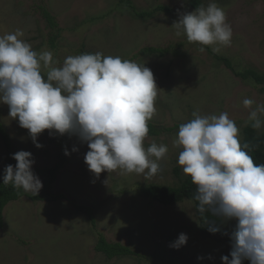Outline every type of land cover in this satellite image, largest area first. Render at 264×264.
<instances>
[{
  "label": "rangeland",
  "instance_id": "374dc122",
  "mask_svg": "<svg viewBox=\"0 0 264 264\" xmlns=\"http://www.w3.org/2000/svg\"><path fill=\"white\" fill-rule=\"evenodd\" d=\"M198 2V7L215 2L232 26L231 45L221 46L219 53L211 46L201 52V45L189 43L183 32L177 35L172 27L179 19L177 10L196 9L193 0H0V35L22 29L23 39L33 50L51 51L58 67L69 55L96 52L149 67L158 88L156 112L148 126L161 133H149L145 148L155 141L169 149L160 161L161 171L150 179L136 173L122 175L119 170L96 178L85 163L86 143L45 130L38 137L43 147L37 148L28 130L9 117V106L0 103V123L15 152L33 154V171L59 166L54 192L64 196L56 203H36L24 197L6 207L0 264H223L222 256L230 255L235 221L224 223L227 238L205 237L193 202L166 207L146 199L142 191L151 185L175 187L187 178L178 164L180 149L173 141L177 127L191 120L194 111L201 115L228 112L240 129L242 143L244 130L250 126L243 99L264 103V85L239 76L264 72V0ZM158 7L172 13L156 12ZM44 11L54 18L55 28ZM142 13L153 15L141 18ZM54 35L58 36L56 49L51 44ZM146 48L166 53L163 57L145 55ZM258 133H264V128ZM65 149L70 155H65ZM5 157L0 137V172ZM76 206L94 210L96 227ZM181 233L188 235L187 244L170 247ZM101 235L137 255L108 259L95 249Z\"/></svg>",
  "mask_w": 264,
  "mask_h": 264
},
{
  "label": "clouds",
  "instance_id": "9594fccd",
  "mask_svg": "<svg viewBox=\"0 0 264 264\" xmlns=\"http://www.w3.org/2000/svg\"><path fill=\"white\" fill-rule=\"evenodd\" d=\"M177 12L172 27L201 45V52L211 46L219 53L221 46L231 45L232 26L215 2ZM23 37L20 28L0 35V103L9 106V117L28 130L37 148L43 147L39 135L48 130L86 143L85 163L96 178L119 170L147 180L161 171L168 146L153 141L145 148L158 88L149 67L101 52L69 55L58 67L51 51L37 52ZM242 103L247 123L264 128V103L251 98ZM192 117L179 126L173 145L180 149L183 174L196 186V212L213 234L235 221L231 258L222 256L223 264H264V164L254 163L251 145L241 143L228 112L194 111ZM65 155H70L67 149ZM12 158L17 163L5 167L3 184L38 195L43 184L33 171V154L21 150ZM188 239L181 233L170 247L179 249Z\"/></svg>",
  "mask_w": 264,
  "mask_h": 264
},
{
  "label": "trees",
  "instance_id": "16d2710c",
  "mask_svg": "<svg viewBox=\"0 0 264 264\" xmlns=\"http://www.w3.org/2000/svg\"><path fill=\"white\" fill-rule=\"evenodd\" d=\"M200 3L198 0H193V5L198 8ZM156 12H164L167 14H171V10L166 7H158ZM153 14L142 13L139 14L141 18L150 17ZM44 16L46 20L49 22L52 28L56 27L54 22V18L50 16L47 11H44ZM56 39L58 36L54 35L51 39L52 48L56 49ZM145 55H155L163 57L166 53L163 49L158 48H146L142 52ZM219 59V57L216 56ZM220 61H225L220 59ZM226 64L230 66V63L226 61ZM242 78L248 80L252 79L259 85H264V72L259 74L255 71H247L243 74H239ZM149 127V133L151 135H159L161 132L158 131L153 126ZM179 127H177L178 129ZM166 131H173L172 129H167ZM0 137L3 141L6 157L4 158L3 169L0 172V231L5 227L4 220V211L6 207L12 203L20 201L24 197H28L33 202H47V203H56L64 199L63 195H57L54 192V185L56 184L59 176V166L55 168H44L37 169L34 173L40 178L42 181L43 187L39 191L38 195H32L23 192V190L17 191L14 189L12 185H4L3 184V175L4 169L7 165H15L17 162L12 158L13 154L16 153L13 147L12 139L10 135L7 133L4 126L0 123ZM251 145L250 155L254 159V163L256 164H264V133H258V130L253 129L251 126L247 127L244 130V138L243 142ZM179 170H176L178 174ZM196 186L191 182L190 177H187L180 181V183L175 187H167L162 185H151L145 187L143 191V195L146 199L151 200L153 202L159 203L166 207H172L177 204H180L185 201H191L194 203L195 207L197 202L193 199V195L195 192ZM76 209L87 215L90 218L91 224L93 227H96V219L94 216V210L87 206H76ZM197 213V212H196ZM197 217L200 223V232L203 236L209 238H227L225 234V226L224 224L220 225L222 228L221 232H217L215 234L208 231L207 226L204 223V218L200 217L197 213ZM219 223V222H218ZM96 251L98 253L104 254L108 259L113 260L115 258H125V257H135L137 254L131 248L124 246L120 243H109L104 236H100L98 244L96 246ZM229 258L230 255H229ZM243 264H250L249 261L245 260Z\"/></svg>",
  "mask_w": 264,
  "mask_h": 264
}]
</instances>
